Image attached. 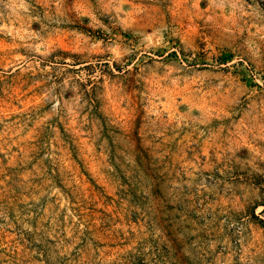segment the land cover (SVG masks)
I'll use <instances>...</instances> for the list:
<instances>
[{
	"label": "rangeland",
	"instance_id": "374dc122",
	"mask_svg": "<svg viewBox=\"0 0 264 264\" xmlns=\"http://www.w3.org/2000/svg\"><path fill=\"white\" fill-rule=\"evenodd\" d=\"M0 264H264V0H0Z\"/></svg>",
	"mask_w": 264,
	"mask_h": 264
}]
</instances>
